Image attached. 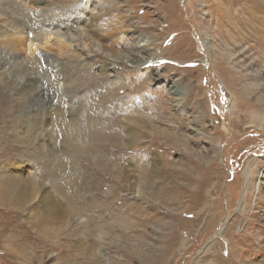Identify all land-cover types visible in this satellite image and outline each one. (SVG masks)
<instances>
[{"label":"rangeland","instance_id":"1","mask_svg":"<svg viewBox=\"0 0 264 264\" xmlns=\"http://www.w3.org/2000/svg\"><path fill=\"white\" fill-rule=\"evenodd\" d=\"M7 1L64 8L67 45L30 39L60 126L0 14V264H264V0ZM86 120L103 135L72 150Z\"/></svg>","mask_w":264,"mask_h":264},{"label":"bare ground","instance_id":"2","mask_svg":"<svg viewBox=\"0 0 264 264\" xmlns=\"http://www.w3.org/2000/svg\"><path fill=\"white\" fill-rule=\"evenodd\" d=\"M0 14H3V13H5V14H7V18H6V22H7V24L10 26L11 24L12 25H18V26H21V25H23L24 23H25V26H26V30H27V34L26 35H24L25 37V42H29V44L28 45H32V44H34L33 42H31L33 39L34 40H37L38 41V43H39V45H37L35 48H36V50L37 49H40V44L41 43H43V45H42V47L44 48V47H47V44L48 43H50V44H54L55 42H58L57 43V46L58 45H67V42L65 41V39L64 38H60V35H58V34H56L55 36H54V40H51V35H50V32L51 31H54V32H56V33H62V34H64V33H66V32H64V26H62L61 25V21H64V18H61V17H63V16H65L66 15V11H64V8L63 9H61V10H58V11H54V10H51V9H44V10H46V12L45 11H41V12H39V13H35L34 12V14H35V16H34V19H32L33 17H31V13H32V11H29V10H27V11H25L23 8H21V7H18V6H13V2H10V1H7V0H0ZM64 13H65V15H64ZM70 13L71 14H73V15H70V16H67V17H69V19H70V17H72V16H74L75 15V11H70ZM103 13V12H102ZM57 14H58V16H57ZM76 18H78L77 16H76ZM74 19H75V17H74ZM68 20V19H67ZM66 20V21H67ZM33 22H34V24H33ZM50 23L51 25H49L48 27L50 28V30L45 26L46 25V23ZM76 24V23H75ZM53 26V27H52ZM75 26V25H74ZM30 27H33V28H35L36 29V31L34 32L35 33V35L33 36L32 34H33V32L32 33H30L29 32V29H31ZM76 27V26H75ZM11 28H13L12 26H11ZM8 29V28H7ZM7 29L6 30H2V29H0V32H7ZM57 31H56V30ZM16 30H18V31H16ZM32 30V29H31ZM69 31V30H68ZM24 31H22V33H23ZM40 32H42L41 33V36H40ZM19 33H21L20 32V30L19 29H12V32H11V34H9L10 36H15L14 38H17V39H19L18 37H17V35L19 36ZM30 33V37L31 38H28L29 37V34ZM85 35V38L87 37V38H89V40H93L94 38V36H92V35H90V34H84ZM9 36V37H10ZM65 37H69L68 36V34L65 36ZM81 38V37H80ZM30 39H31V41H30ZM17 41V40H16ZM12 43H14L15 45H16V43H15V40L14 41H12ZM54 45H56V44H54ZM62 46V47H63ZM34 46L32 45V52L33 51H35V56H34V58H33V60L32 61H29L28 62V68H30V70H26V72H25V74L23 75V77H24V79H20V78H18L17 80H16V83H18L21 87H23L24 86V90H25V96H27V97H25V98H28V100H30V102H32L33 104H35V106L37 107V108H43V105L44 104H46V102H47V99H48V97L50 96V94H51V90H52V86L51 85H47V80L48 79H45L44 78V76L46 75V74H42V76H43V79H39L38 77H36L35 75H34V66H37L36 65V63H37V60L39 59V57H42V56H44V55H47V58H49V60H50V58H52V56H48V54L47 53H44V52H41V53H39V56H36V50H35V48H33ZM9 49V48H8ZM6 51V50H5ZM0 56L2 57V59H4V61L6 60L10 65H12V64H16V65H18V63H19V61H20V59L19 60H17V58H16V56H14L13 55V53L12 52H10L9 50L8 51H6V52H3V51H1L0 52ZM54 60V59H53ZM39 65H40V63H38ZM13 66V65H12ZM14 67V66H13ZM4 69V68H3ZM36 71L37 72H39V70H37L36 69ZM12 72V71H11ZM44 73V72H43ZM9 74V73H8ZM59 74H61V73H58V75ZM49 78V77H48ZM14 83V82H13ZM47 85V86H46ZM69 85V84H68ZM41 86H43V87H41ZM41 88V89H40ZM66 89V88H65ZM67 89H69V87L67 88ZM70 90V89H69ZM72 91V90H71ZM41 92H44L43 94H42V96H43V98L42 99H39L38 98V93H41ZM66 96L67 94L64 92V94H63V96ZM30 98V99H29ZM49 100V99H48ZM49 107H51V110H50V114H51V116L54 118V117H56L57 118V123L60 125V126H62V125H64V123H63V119H62V117H61V119H60V117H59V115L61 114V112H63L61 109H62V104H60V105H56V103H55V101L54 100H52V99H50L49 100ZM34 109H36V108H32V112L34 111ZM38 113V112H37ZM35 115V114H34ZM31 115L32 117H36L37 115ZM55 115V116H54ZM264 115V114H263ZM35 119H38V118H35ZM262 120V122H264V118L263 119H261ZM260 120V121H261ZM29 122L30 121H27V124H26V126H31L32 125V123H30L29 124ZM31 122H33V123H35L36 125L39 123V121L37 120V121H31ZM260 123V126H262L263 125V123ZM78 123V122H77ZM25 126V127H26ZM67 127H70L71 129H72V136H71V138L69 139V140H67V143H68V145H70V148L72 149V150H75V151H77V150H79L80 148H81V146H82V141H80V140H82L81 139V137H80V135L81 134H84V131H89V133L90 134H92V135H94V137L96 138V136H102L103 135V133L100 131V130H93L92 128H91V120H86V121H84V123L82 124V126L81 125H77V126H66V128H65V130H67L68 128ZM264 127V126H263ZM36 129V128H35ZM74 129H76V130H74ZM40 130V128L37 130V131H39ZM66 132V131H65ZM34 136V135H33ZM93 137V138H94ZM97 139V138H96ZM84 142V141H83ZM81 143V144H80ZM62 164V163H61ZM255 164V163H254ZM48 167V166H47ZM51 167V166H50ZM53 167V166H52ZM250 169V168H249ZM252 169V168H251ZM62 170V169H61ZM50 171L52 172V173H55V172H58V174H60L61 175V173H59L60 172V170H59V168L58 167H54V168H50ZM244 174H245V177H246V181H247V183H246V186H248L249 185V183L248 182H251V180H253V178H254V176H253V174H252V171L250 172L248 169H245V171H244ZM258 176V175H257ZM132 182V181H131ZM134 182V181H133ZM258 184V183H257ZM257 184H256V186H257ZM4 186V185H3ZM133 186V185H132ZM138 190V189H137ZM141 190V189H140ZM3 191H5V192H7V191H12V187L11 186H4V188H3ZM69 196V195H68ZM64 198V197H63ZM16 199H18V198H16ZM65 200V202H62L63 204H64V212L67 214V212H68V214L70 215L71 213H78V215L79 216H81L84 212V210H82V208H81V206H78V205H74V204H71V203H69V201H70V197H68V198H65L64 199ZM42 203V202H41ZM44 204V203H43ZM41 205V204H40ZM239 208L240 209H242L243 208V201L242 202H240V204H239ZM85 209V208H84ZM45 213V212H44ZM52 216V215H51ZM122 220V219H121ZM123 222V221H122ZM124 223H125V221H124ZM108 226V225H107ZM101 229V228H100ZM102 230V229H101ZM97 231V230H96ZM113 231V230H112ZM87 247V246H86ZM89 251V250H88Z\"/></svg>","mask_w":264,"mask_h":264}]
</instances>
